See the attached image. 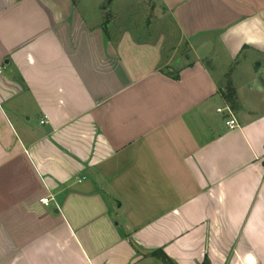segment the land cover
Wrapping results in <instances>:
<instances>
[{
  "label": "crops",
  "instance_id": "0c3cea01",
  "mask_svg": "<svg viewBox=\"0 0 264 264\" xmlns=\"http://www.w3.org/2000/svg\"><path fill=\"white\" fill-rule=\"evenodd\" d=\"M105 1L0 0V264H264V0Z\"/></svg>",
  "mask_w": 264,
  "mask_h": 264
},
{
  "label": "rangeland",
  "instance_id": "374dc122",
  "mask_svg": "<svg viewBox=\"0 0 264 264\" xmlns=\"http://www.w3.org/2000/svg\"><path fill=\"white\" fill-rule=\"evenodd\" d=\"M86 1L87 4L93 2V0ZM114 6L116 7V5H110L109 1L106 0L103 10L105 13L109 14L113 11ZM126 13L129 14V27L135 35L145 40L161 41L163 44L165 65L167 64L164 66L165 69L173 66L174 63L184 65L186 64V57L190 56L191 58L188 46L185 41L180 38L177 29L166 12L157 10V8L150 6L148 3L145 8L143 5L134 6ZM124 23V25H126V22ZM113 26L115 28L118 25L114 23ZM201 54L205 55L206 50H203ZM257 65H259L258 62L254 64L255 67H257ZM214 71L216 70L214 69Z\"/></svg>",
  "mask_w": 264,
  "mask_h": 264
},
{
  "label": "built area",
  "instance_id": "2783aa9c",
  "mask_svg": "<svg viewBox=\"0 0 264 264\" xmlns=\"http://www.w3.org/2000/svg\"><path fill=\"white\" fill-rule=\"evenodd\" d=\"M217 112L221 115H225L227 117V126L229 129H234L238 127L237 121L234 117L233 111L230 108V106H225L222 109H217ZM51 201V198H42L40 202L44 205H48L49 202Z\"/></svg>",
  "mask_w": 264,
  "mask_h": 264
},
{
  "label": "trees",
  "instance_id": "16d2710c",
  "mask_svg": "<svg viewBox=\"0 0 264 264\" xmlns=\"http://www.w3.org/2000/svg\"><path fill=\"white\" fill-rule=\"evenodd\" d=\"M163 72L168 75H173V73L168 72V69L163 70ZM177 78V75L175 76ZM226 100L229 103V105L231 107H235L236 106V99H235V95L234 92L231 89H228L226 94H225Z\"/></svg>",
  "mask_w": 264,
  "mask_h": 264
},
{
  "label": "water",
  "instance_id": "95a60500",
  "mask_svg": "<svg viewBox=\"0 0 264 264\" xmlns=\"http://www.w3.org/2000/svg\"><path fill=\"white\" fill-rule=\"evenodd\" d=\"M108 1H111V0H108Z\"/></svg>",
  "mask_w": 264,
  "mask_h": 264
}]
</instances>
